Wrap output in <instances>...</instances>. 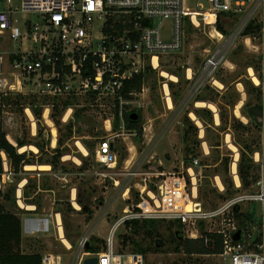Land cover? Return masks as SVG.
Wrapping results in <instances>:
<instances>
[{
  "label": "rangeland",
  "instance_id": "374dc122",
  "mask_svg": "<svg viewBox=\"0 0 264 264\" xmlns=\"http://www.w3.org/2000/svg\"><path fill=\"white\" fill-rule=\"evenodd\" d=\"M197 1L202 2V5H197ZM187 5L191 7L192 13L197 12L199 24H195L191 19L192 13L187 16L184 47L180 51L163 55L160 68L154 69L151 66L153 70L147 71L142 91L135 95V103L131 109H140L139 123L143 128L142 133L137 130L136 135L124 133L116 136V128H106V120L109 117L114 120L113 103L107 99H96L89 94L42 97L32 93L10 92L2 98L3 129L7 138L16 146L19 145L18 140L29 145L39 142L44 146L43 150L38 148L37 152L31 149L24 151L30 162L37 165L52 161L57 148L63 151V156L56 167L49 164V169H40L37 166L27 168V164H23L22 170L15 172L17 174L5 184L0 201L9 205L8 201L12 200V210L24 212V217L32 214L26 212L29 209L22 208V202L38 201L43 207L37 211H42L48 209L58 197L64 199L57 200L58 206L63 204L66 207L68 203L71 211H75V206L69 199L65 200L68 191L71 192V188L75 187L80 194L78 200L89 206V211L76 210L75 215H66L65 234L74 245L73 249L68 250L65 247L56 228L31 237L37 249L60 255L63 264H73L78 240L86 231L88 223L94 222L97 214L104 217L100 218L94 227L92 236L94 239H106L111 225L123 215L124 207L149 199L147 192L159 191L160 183L161 191L165 193V182H161L165 175L161 172L169 175L183 171L188 177L186 168L191 164L193 157H199L201 160L197 167L198 201L204 209H216L230 198L257 189L255 182L259 176V162L256 160V154L262 147L261 130L249 117L245 122L238 117L236 109L242 102L241 110L248 116L247 106L262 102L263 94L248 71L252 66L255 67L257 75L261 74L262 49L254 46L259 45V40L256 38L252 43H247L242 32L234 44L228 45L230 41L224 44L229 47L227 61L216 76L223 82V87L207 83L196 89L195 80L188 79L187 69L193 68L199 74L204 58L221 44L211 35H217V30L220 29L218 23H210L207 19V13L211 12L207 0H188ZM259 9L258 17L264 20V5ZM243 16V12L240 15L220 16V22L227 30V35L236 30ZM170 24V19L163 22L164 34H169ZM10 47H13V42L0 35V50H9ZM161 68L175 74L178 80L172 81L161 75ZM165 87H169L168 91L173 99L172 108H169L165 99ZM202 96L206 97L204 101L217 107L219 123L216 121L214 110L196 105L198 100H202ZM26 108H30L29 111L33 115H29ZM202 109L209 112L205 114ZM46 110L52 124L47 121ZM191 112L198 115L203 128L190 116ZM201 115H204L205 119ZM70 120L71 126L68 125ZM33 121L36 123L35 132ZM54 127L57 130L56 146L52 145ZM228 135L239 149V173L241 163L251 166L248 182L245 183L240 176L239 186L232 172L235 152L228 145ZM109 136L115 139V151L118 155L117 163L113 166L102 165L97 160L100 140ZM77 142L91 145L86 147V154L79 150ZM12 169L14 171V168ZM218 181L224 184L223 189L219 187ZM20 186L23 187L19 190V205L17 189ZM48 188H53L54 191L50 192ZM240 207L241 212L248 211L249 207L255 209L257 219L261 218V206L258 202L243 201L240 202ZM153 219L156 220L155 226L158 230L153 234L147 233L142 225L139 232H135L130 226L122 225L116 237L117 248L127 252H137L138 247L147 248L144 253L145 264H221V260L216 256H193L182 249L176 250L178 241L175 236L179 229L176 222H180L174 221V226H171L168 219ZM137 220L142 223L146 219ZM210 224L209 219L204 220L205 231L210 228ZM180 229L187 235V226L181 224ZM157 239L162 240L160 248L156 246ZM97 244L102 252L104 244L101 241H97ZM85 259L86 255H83L79 261L85 264Z\"/></svg>",
  "mask_w": 264,
  "mask_h": 264
},
{
  "label": "built area",
  "instance_id": "2783aa9c",
  "mask_svg": "<svg viewBox=\"0 0 264 264\" xmlns=\"http://www.w3.org/2000/svg\"><path fill=\"white\" fill-rule=\"evenodd\" d=\"M187 1L0 0V35L13 42V47L9 50H0V101L10 92L32 93L42 97L89 94L96 99H107L113 103V118L117 115L120 117L116 136L124 133L136 135L137 130L128 129L124 121L125 112L135 111L131 107L137 94L130 92L132 97H126V83L137 76L145 75L149 66L158 69L154 64L155 57L161 67L163 55L180 51L184 47L185 22L187 16L192 13ZM207 2L210 4L209 10L213 14L214 24L221 15H240L243 12L244 16L232 34L227 35L217 29V35L212 34V38L221 44L204 58L199 74L193 68L187 69L188 79L195 80L196 89L207 83L219 87L216 84V76L227 61L229 48L224 44L228 41V45L234 44L235 39L249 24H260L259 31L245 35L247 43H252L253 39L257 38L259 45L254 46L262 49L261 74L258 75L260 83H255L263 94L259 123L262 147L256 154V160L259 162V176L255 182L257 189L230 198L216 209L206 210L198 201L197 167L201 160L199 157H193L191 164L186 168L188 177L183 171L169 175L161 172L165 175L161 181L165 182V193L161 191L160 183L159 191L147 192L149 199L124 207L123 215L109 228L103 251L92 253L86 251V247L93 241L94 227L100 218L104 217L97 214L94 222L88 224L78 240L73 264H83L79 261L83 255H86V259L97 257L98 264H102L104 256H107V264H145L143 253L120 251L116 246V237L120 227L126 226L128 220L148 218L179 221L183 226H187L188 233L184 235L187 238L206 236L208 241V234L222 236L223 250L220 253L192 254L193 256H216L221 260V264H264V20L258 17L264 0ZM197 5H202V2L197 1ZM195 15L196 12L191 14L194 23ZM167 19L171 20V24L169 34H164L162 25ZM168 98L165 90L167 104ZM28 110L30 108H26L29 114ZM113 121L110 117L106 120L108 130H113ZM111 144H114L113 148ZM115 148L114 137H102L97 149L99 163L109 166L116 164L118 155ZM234 152L233 164H237L236 175L240 179L236 160L239 159V149ZM0 154L3 163V172H0L1 194L5 184L17 173L12 169L8 154L4 150H1ZM233 175L235 178V173ZM22 187L17 189V195ZM18 199L21 197L18 196ZM243 201L258 202L261 206V218L257 219L254 209V217L242 225L235 206ZM71 202L73 206L78 203L77 195L75 199L71 198ZM77 209H81L80 206ZM219 216H222L221 219H217ZM206 219H209L211 226L205 231ZM22 222L25 233L29 235L53 228H56L60 235L61 231L65 230L60 213L55 214V220L35 215L22 216ZM239 230L241 238L236 240L235 234ZM64 245L68 250L74 248L71 242V248ZM43 255V264H63L60 255Z\"/></svg>",
  "mask_w": 264,
  "mask_h": 264
},
{
  "label": "trees",
  "instance_id": "16d2710c",
  "mask_svg": "<svg viewBox=\"0 0 264 264\" xmlns=\"http://www.w3.org/2000/svg\"><path fill=\"white\" fill-rule=\"evenodd\" d=\"M218 28L224 32L227 30L224 29L223 25L220 22V17L218 18ZM260 30V24L251 23L249 24L244 34L248 35L254 32H257ZM153 70V68L150 66L148 67L147 71ZM147 72L145 75L137 76L136 78L127 81L125 86V95L126 97L130 98L132 97L130 95V92H136L139 93L143 89L144 80ZM259 88V87H258ZM260 90V88H259ZM261 92V90H260ZM202 100H206V97L202 96ZM56 106H54V109ZM118 110V107H117ZM3 101H0V151L4 150L9 158L11 165L14 168L15 172H20L23 168V164H33L30 162L25 152H20L19 147H23L27 144L24 141L18 140V146L13 144L6 135V132L3 129ZM135 111L139 112L140 109H136ZM205 114H207V111L209 110L202 109ZM77 113V112H76ZM140 113V112H139ZM262 114V102H257L252 105L247 106V117H249L257 126L260 124V116ZM39 116L41 114H38ZM202 116V115H201ZM204 119V115L202 116ZM141 119V113L138 120H132L130 118V112H125L124 114V121L126 124V127L128 129H136L139 131V133H142L143 128L142 125L139 123V120ZM58 124V120L56 121ZM72 121L70 120L69 124L71 126ZM120 126V117L117 115L114 119V128L118 129ZM41 133V132H40ZM40 150H43L44 146L42 143H35ZM86 147H91L89 143L85 142ZM63 156V151L60 148H57L55 150L54 159L52 161L42 162L38 164H52L53 167H56V164ZM251 166H245L241 163V170H240V176L242 177V180L246 183L248 182L249 177V171ZM0 172H3V163L2 158L0 154ZM226 182L229 183V181L226 179ZM7 195V194H6ZM5 195V197H6ZM82 201V200H81ZM83 206V210L89 211L88 204L81 202ZM30 202V201H29ZM254 209H249L248 211L238 212V217L240 218V223L243 225L245 224V221L251 220L254 217ZM156 220L153 218H148L144 220L142 223L140 220L133 219L128 220L126 222V226H130L132 229H135V232H139L141 225L145 227V231L147 233L153 234L156 233L157 227L155 226ZM177 227L179 228V234H176L175 238L178 241L176 245V250H183L187 254H213V253H220L223 250V243H222V236L219 234H208L209 240H206V236H203L201 238H185L183 231L180 229L181 224L177 223ZM201 226L203 227V223H201ZM22 220L19 215L10 212L6 209L5 205L0 201V262L2 264H43V257L44 255L42 253H24L22 251ZM128 239V237H125ZM97 241H101L103 244H105V240L102 238H93V241L86 247V251L92 252V253H99L101 249L99 248ZM162 240L157 239L156 246L157 248H160L162 245ZM147 248L138 247V252L146 253Z\"/></svg>",
  "mask_w": 264,
  "mask_h": 264
},
{
  "label": "bare ground",
  "instance_id": "6f19581e",
  "mask_svg": "<svg viewBox=\"0 0 264 264\" xmlns=\"http://www.w3.org/2000/svg\"><path fill=\"white\" fill-rule=\"evenodd\" d=\"M196 15H197V12H196ZM194 16V21H195V23H198L199 24V19L197 18V16ZM207 19L209 20V22L210 23H214V18H213V14L210 12H208L207 13ZM213 33V32H212ZM212 35V34H211ZM213 36H215V33H214V35ZM155 66L157 67V68H160V65H159V63H158V60H157V57H155ZM161 75H163L164 77H167V78H169V79H171L172 81H177L178 80V77L175 75V74H173V73H171V72H169L168 70H165V69H162L161 68ZM248 71H249V74H250V76H251V78H252V80L254 81V83H256V84H259L260 83V78L258 77V75L255 73V69L251 66V67H249V69H248ZM190 72H191V70H190ZM190 76V75H189ZM216 84L219 86V87H223V82L222 81H220L219 79H217V81H216ZM165 85V84H164ZM165 90L167 91V95H169V98H168V106H169V108H172L173 107V99H171L172 97H171V95L169 94V87H165ZM244 97H245V95H244ZM243 97V98H244ZM196 105L197 106H207V107H209V108H211L212 110H214V112H215V116H216V121H217V123H219V116H218V110H217V107L215 106V104H213V103H211V102H206V101H204V100H198L197 101V103H196ZM241 106H242V102H240V104L238 105V107H237V109H236V114H237V116L238 117H241L242 118V120H244V122L245 121H247L248 120V117L242 112V110H241ZM28 112H29V115H32L31 113H30V111L28 110ZM45 116H46V118H47V121L49 122V123H51L52 124V121H51V119L48 117V110H46V114H45ZM190 116L196 121V123L199 125V126H201L202 127V122H201V120L199 119V117H198V115L195 113V112H191L190 113ZM34 117V116H33ZM33 119V118H32ZM65 120H66V118H65ZM55 123V122H54ZM56 125V124H55ZM53 126V125H52ZM33 127H34V132H35V128H36V123H35V121H33ZM203 128V127H202ZM53 132H54V139H53V143H52V145L53 146H56L57 145V130H56V128L54 127V129H53ZM201 136H203V129H202V134H201ZM227 142H228V145H229V147L231 148V149H233L234 151H238V147L230 140V136L228 135V139H227ZM77 146H78V148H79V150L80 151H82L83 153H87V148H86V146L83 144V143H81V142H77ZM26 149H31V150H34V151H38V147L37 146H35L34 144H31V145H26V146H23V147H20V151L21 152H24ZM258 156L259 155H257V159H258ZM236 160H238V159H236ZM39 167L40 169H49L50 168V165L49 164H37V165H34V164H27V168H35V167ZM236 172H237V164L235 163V164H233V173H235V180H236V182H237V185L239 186L240 185V179H239V177H238V175H236ZM25 184V182L23 183V185ZM218 185H219V187L220 188H222L223 189V187H224V184L221 182V181H218ZM18 196H21V193L19 192V195ZM73 198L75 199L76 198V196L75 195H73ZM19 202H20V200H19ZM21 206L22 207H25L26 209H28V208H33L32 207V205H29V204H25L24 202H22L21 203ZM74 206L75 207H77V208H79V204L76 202L75 204H74ZM60 238L62 239V241H63V243L64 244H66L67 246H69L70 248H71V246H70V241L66 238V234H65V230L63 229L62 231H61V234H60ZM102 264H107V256H104L103 257V259H102Z\"/></svg>",
  "mask_w": 264,
  "mask_h": 264
},
{
  "label": "crops",
  "instance_id": "0c3cea01",
  "mask_svg": "<svg viewBox=\"0 0 264 264\" xmlns=\"http://www.w3.org/2000/svg\"><path fill=\"white\" fill-rule=\"evenodd\" d=\"M48 190L50 192H53L54 191L53 188H48ZM69 190H70V188H69ZM67 195H68V197L65 200H68L69 199L70 202H71V198L73 197V195H75V196L77 195V200H78V197L80 196V194H78V192H77V188H75V187H72L71 188V192L68 191V194ZM69 195H70V197H69ZM61 198H59V197L56 198V201L54 203H51V206L48 209H46V210L44 209L42 211H37V210H39V209H41L43 207L42 206V203H39L38 201H31L30 203L27 202V201H25L26 204L32 205V207H33V208H28L29 210L26 211V212L31 213L33 216L35 215V216H39V217H48L49 220H55V214L56 213H60V215L62 217V220H63V223H64V226H65V231H66V223H65V220H66L67 213H70L71 215H75V211L76 210L77 211H83V206L80 203V201L78 200V204H79V206H80L81 209H77V207H76L75 208L76 209L75 211L74 210L71 211L70 205L68 203H67V206L66 207L63 204H59L60 206H58L57 200L64 201V199L63 198L61 199ZM8 202H9V205H6L5 203H3L5 205V207H6V209L8 211H10V212H13V213L19 215L20 218H21V220H22V216H24L23 215L24 212H21L20 213V212H17L15 210H12L11 203L10 202H13V201L12 200H9ZM72 209H74V208H72ZM93 215H94V213H93ZM22 225H23V222H22ZM34 236L35 235L26 234L25 231H24V228H23V230H22V251L24 253H42V254L49 253V251H47V250L41 251V250L37 249V245L33 244V241L31 240V237H34Z\"/></svg>",
  "mask_w": 264,
  "mask_h": 264
},
{
  "label": "water",
  "instance_id": "95a60500",
  "mask_svg": "<svg viewBox=\"0 0 264 264\" xmlns=\"http://www.w3.org/2000/svg\"><path fill=\"white\" fill-rule=\"evenodd\" d=\"M140 117V113L137 112V111H132L130 113V118L132 120H138ZM112 148L114 147V144H111ZM235 209L236 211H240L241 210V207H240V204H237L235 206ZM174 220H170V225L171 226H174ZM176 234H179V231H176ZM241 238V230L237 231V233L235 234V239L238 240ZM86 263L87 264H98V258L97 257H90V258H87L86 259Z\"/></svg>",
  "mask_w": 264,
  "mask_h": 264
}]
</instances>
